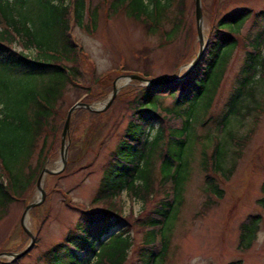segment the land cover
I'll return each instance as SVG.
<instances>
[{"label": "rangeland", "instance_id": "374dc122", "mask_svg": "<svg viewBox=\"0 0 264 264\" xmlns=\"http://www.w3.org/2000/svg\"><path fill=\"white\" fill-rule=\"evenodd\" d=\"M109 2L110 0H85L82 24L72 17L69 19V36L71 34L70 38L76 45H81L91 68L77 53L74 66L78 72L80 87L66 85L54 105L51 130L45 135L42 132L38 140L40 145L45 137L44 148H49L44 165L54 167H50L51 169L60 165V133L68 107L80 99L100 100L98 105L102 106L111 91L113 81L117 85V81L122 79L121 86L109 104L100 111L90 112L82 107L73 111L68 128L69 141L64 168L59 173H44V195L30 207L24 218L28 229L35 233L33 243L27 251L15 257L1 254L0 264H80L73 253H56V250L49 248L62 240L69 229L74 227L82 208L98 211L105 207L102 200L95 198L103 166L125 124L128 114L125 98L131 95L133 86L143 84L135 78L127 80L125 73L139 72L148 78L181 74L198 48L195 0H183V11L179 15L178 0H174L168 8V18L155 31H149L145 22L127 15L124 10L110 11ZM201 5L205 40L212 22L215 23L225 13L244 7L251 8L252 12L236 33L237 44L229 51L223 70L220 66L212 73L213 78L216 75L220 78L207 109L204 110L198 102L191 109L183 104L171 110L182 123L187 124L191 137L187 143L186 140L181 143L180 148H175L174 152L179 153L181 163L174 161V167H182L185 158L188 159L189 171L182 183L181 195L178 196L180 203L174 220L168 222L170 228L166 230V255L157 259L156 264H264V208L256 201L262 196L261 184L264 182L262 80L256 79L252 83L253 96L247 95V101L239 105L236 115L226 112L227 101L242 76L241 69L246 55L242 42L244 36L252 37L264 25L263 16H254V12L263 9L264 0H201ZM94 6L96 14L91 18ZM175 22V32L166 39L160 32L169 31ZM15 48L18 49L19 46L16 45ZM143 70L148 74L143 75ZM258 76L261 77L260 72ZM243 94L244 92L238 98ZM172 103L171 97H162L164 107L172 108ZM189 113L192 114L191 121L187 119ZM247 132V141L234 143L233 138H239ZM164 140L162 138L152 147L153 153L149 158L151 173L156 178L154 185L159 180V154L167 145V142L163 143ZM215 142L224 149V161L221 163L223 167L233 164L232 172L227 178L215 175L222 190L219 197L205 189L207 171L200 164L202 151L207 155L211 153ZM37 150L33 151L28 168L36 169L40 166L37 164ZM155 188L156 194L146 202L131 197L124 188L121 194L113 198L120 205L121 213L116 217L115 224L100 235L99 240H105L112 231L126 230L132 239V245L124 264H134L137 248L144 235L141 220L146 217L153 201L163 195L164 187ZM20 194L10 201L0 217V251L15 252L25 248L30 242V235L20 224V215L25 203L39 195L35 182L33 185L29 183ZM256 213L261 216L256 236L249 247L239 248V224L248 214ZM258 234L262 237L260 243H257ZM97 243L95 240V247ZM75 253L83 254L81 250ZM88 259H93L92 254H89Z\"/></svg>", "mask_w": 264, "mask_h": 264}, {"label": "trees", "instance_id": "16d2710c", "mask_svg": "<svg viewBox=\"0 0 264 264\" xmlns=\"http://www.w3.org/2000/svg\"><path fill=\"white\" fill-rule=\"evenodd\" d=\"M173 1L110 0L108 8L110 11L124 10L127 15L145 22L149 31H155L168 18V8ZM182 6L183 0H178L177 15L182 13ZM84 11L85 0H0V217L11 200L18 198L29 183L34 184L48 157L49 148H44L45 137L40 145L38 140L42 132L45 135L51 130L54 105L66 85L79 86L74 66L77 53L91 68L81 47L71 40L68 33L70 17L82 24ZM95 11L96 6L91 9V18H94ZM251 12V8L244 7L227 12L212 22L203 53L184 78L132 87L131 95L124 101L128 111L125 124L108 153L95 196L103 201L105 207L98 211L82 208L74 227L49 250L73 253L80 264H124L132 245L126 230L112 231L105 240H99L121 213L120 205L113 198L124 188L131 197L146 202L156 194L155 187H164L163 195L153 201L146 217L141 220L144 235L134 264H156L157 259L166 255L168 222L174 220L180 203L178 196L189 171L188 159L185 158L182 167H174V161L181 163L179 153L174 151L185 140L187 143L191 139L187 124L182 123L171 110L183 104L191 109L198 102L204 110L207 109L220 78L217 75L213 78L212 73L220 66L223 70L229 51L237 44L236 33ZM259 15L264 17V7L254 12L256 18ZM176 28L177 22L169 31L160 33L167 39ZM256 32L252 37L244 36L242 41L246 55L242 76L227 101L226 112L231 114L239 112V105L247 101V95L253 96L252 83L256 79L262 80L261 91H264V25ZM259 72L261 77H257ZM142 73L148 74L144 70ZM243 92V96L238 98ZM165 95L172 98V108L162 105ZM190 113L188 121H191ZM247 134L233 138L234 143L247 141ZM162 138L167 145L159 154V180L154 185L156 178L151 173L149 158L153 153L152 147ZM213 144L208 155L202 151L200 164L207 171L205 189L219 197L222 190L215 175L227 178L233 164L223 167V146L218 142ZM36 149L39 156L41 154L37 159L40 166L28 168ZM261 192L262 196L256 201L264 208V182ZM260 218L259 213L248 214L241 221L237 240L239 248L251 245ZM95 240L98 241L97 247ZM75 248L83 254H76ZM89 254H92V260L88 259Z\"/></svg>", "mask_w": 264, "mask_h": 264}, {"label": "water", "instance_id": "95a60500", "mask_svg": "<svg viewBox=\"0 0 264 264\" xmlns=\"http://www.w3.org/2000/svg\"><path fill=\"white\" fill-rule=\"evenodd\" d=\"M195 23H196V34H197L196 37L198 40V48H197L194 56L187 63V68L183 73H181V74L176 73L173 76L162 77V78H148V77H143L142 75H139L137 73H125L127 80L131 79V78H135V79L142 81L143 84H158L161 82H173L175 80L182 79L188 73V71L194 66V64L198 61V59L200 58V56L203 53L204 46H205V39L202 36V30H201L202 15H201L200 0H195ZM120 86H121V84L116 85V81H113L111 91L107 95V97L104 101V104L102 106L98 105L99 104L98 102L100 100H98V101H93V100L92 101H86V100L80 99V100L73 102L68 107V109L66 111L65 118H64V122L62 125L61 133H60V145H59L60 165L55 169H51L50 167H48L44 164L42 165V167H41V169L37 175V178L35 180V186L37 188V191L39 192V195L35 199H31L25 203L24 208L22 210V213L20 215V224H21L22 228L30 235V242L25 248H23L21 250H18L15 252H13V251H0V255L4 253V254L10 255L11 257H15V256L19 255L20 253L27 251V249L32 245L33 239H34V234L28 229V227L24 223V217L26 214H28L30 207H32L35 203L40 201L44 195L45 190H44L43 185H42V179H43L44 173L45 172L57 173L64 168V165H65L66 159H67V151H68V141H69L68 128H69L70 117H71L73 111L77 108H80V107L86 108L89 110H93V111H100L101 109H103L105 106H107L109 104V102L113 99V97L117 93Z\"/></svg>", "mask_w": 264, "mask_h": 264}, {"label": "bare ground", "instance_id": "6f19581e", "mask_svg": "<svg viewBox=\"0 0 264 264\" xmlns=\"http://www.w3.org/2000/svg\"><path fill=\"white\" fill-rule=\"evenodd\" d=\"M203 28H204V26L201 24L202 36L205 37ZM121 82H122V79H120L119 81H117V85L121 84ZM51 168H54V167H51ZM26 217H27V214L25 215L24 218H26Z\"/></svg>", "mask_w": 264, "mask_h": 264}, {"label": "clouds", "instance_id": "9594fccd", "mask_svg": "<svg viewBox=\"0 0 264 264\" xmlns=\"http://www.w3.org/2000/svg\"><path fill=\"white\" fill-rule=\"evenodd\" d=\"M145 3H147V0H145ZM261 239H262L261 235L258 234L257 235V243H260L261 242Z\"/></svg>", "mask_w": 264, "mask_h": 264}]
</instances>
